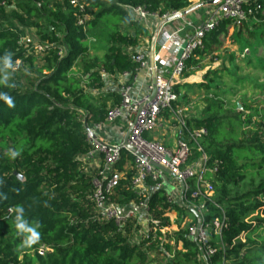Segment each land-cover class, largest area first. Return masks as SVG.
Segmentation results:
<instances>
[{
	"label": "trees",
	"instance_id": "obj_1",
	"mask_svg": "<svg viewBox=\"0 0 264 264\" xmlns=\"http://www.w3.org/2000/svg\"><path fill=\"white\" fill-rule=\"evenodd\" d=\"M82 1L87 4V20L78 25V14L68 0H0V264H264V235L259 232L264 230V111L244 100L234 103L217 97L202 118H186L190 130H207L201 146L210 170L205 177L215 196L205 203L202 219L210 234L207 246L215 251L212 256L204 258L189 237L197 223L193 213L187 206L165 204L163 191L149 199L154 222L146 237L135 219L117 226L98 216L90 200L96 169L85 170L84 158L93 150L85 126L104 123L107 112L121 101L118 93L103 92L102 73L129 72L131 83L137 72L134 50L143 38L151 37L126 8L140 7L161 18L188 9L191 2ZM246 9L252 12L242 24L219 20L205 35L202 48L185 63L186 77L222 48L231 27L236 39L247 45L256 36L258 45L264 42V34L245 28L249 20L255 27L256 21L257 27L264 26V0ZM99 26L110 30L108 46L103 58H93L87 30ZM25 30H34L40 42L51 46L42 59L19 45ZM16 60L25 74L13 73ZM258 61L264 63L262 58ZM222 69L235 82H244L237 72ZM256 69L264 74V67ZM219 72L215 70V76ZM214 83L210 79L206 87ZM254 85L263 87L257 80ZM174 92L179 95V85ZM160 116L169 119L171 114L164 110ZM144 138L150 140L149 134ZM191 150L187 165L200 155L194 146ZM133 162L134 157L121 150L115 169L126 174L110 195L117 205L140 200L130 186ZM14 172L23 180L18 181ZM186 185V204L193 206L195 180ZM9 209L12 213L5 218ZM172 210L189 221L177 232L161 234L162 228L170 227L163 215ZM215 221L221 223L218 232ZM41 245L49 249L43 256L37 253Z\"/></svg>",
	"mask_w": 264,
	"mask_h": 264
},
{
	"label": "built area",
	"instance_id": "obj_2",
	"mask_svg": "<svg viewBox=\"0 0 264 264\" xmlns=\"http://www.w3.org/2000/svg\"><path fill=\"white\" fill-rule=\"evenodd\" d=\"M254 1L220 0L215 5L216 18L208 20L201 27L193 30L188 42L181 49L171 72L166 76L156 73L154 80L156 96L153 100L149 101V96H145L141 100L134 99L131 96L132 88L129 84L131 74L124 72L120 75V104L107 112L104 123L87 127L88 130H86L87 138L92 143L93 150L86 155L84 160H92L95 155H99L101 158L96 165V177L92 178L93 190L90 198L100 218L112 221L117 226H121L127 220L135 219L141 225V235L146 237L149 224L154 222L148 210V202L151 196L156 192L163 191L165 204L183 207L186 204L185 193L188 190L186 182L189 179H194L195 190L192 192L191 198L196 202L189 207L199 214L200 220H197L196 225L190 228L189 237L198 243L204 258H209L214 254V249L207 246V238H205L207 226H203L202 219L205 203L212 202L210 196L214 193L212 182L205 177L210 170L207 165V157L200 144V141L207 136V130L205 128L190 130L187 127L186 109L178 104V95L174 92V86L184 73L186 61L192 57L195 50L202 48L205 35L216 28L218 21L230 20L236 25L242 24L252 12L251 9H246V7ZM68 3L78 14V25H82L87 20V4L82 0H68ZM126 10L132 19L140 24L149 18L163 20L177 13L159 18L140 7H128ZM19 45L30 48L35 54H44L51 47L45 42L32 44L29 39H26L25 45L23 37ZM249 53V50L245 48L239 56L245 58ZM62 54L63 49L61 48L59 55ZM132 61L137 64V71L149 68L148 57L144 52L134 53ZM20 66L21 61L16 60L13 71H17ZM164 110L169 111L171 119L175 123L176 144L173 150L165 148L154 140L144 138L145 134L150 135L160 127V114ZM118 120H122L127 130L130 131L128 137L130 150H126L134 157L133 166L130 168L133 170L130 186L133 193L140 198L136 203L123 206L110 200V195L113 194L117 183L126 174V172H118L115 169V165L120 160V152L123 149H120V144L110 145L97 139L93 140L91 137V134L95 135L103 124H112ZM193 146L200 155L197 160L187 165ZM135 153H139L144 159L136 157ZM152 163L157 164L162 169L155 168ZM215 170L216 168H213L211 171L214 172ZM170 212H174V210L166 212L163 217L168 218ZM11 213L12 210L9 209L5 218H8ZM169 228H162L160 230L161 234L169 232ZM220 228L221 223L215 221L214 231L218 232ZM48 251L49 249L43 245L37 249V253L41 256Z\"/></svg>",
	"mask_w": 264,
	"mask_h": 264
},
{
	"label": "rangeland",
	"instance_id": "obj_3",
	"mask_svg": "<svg viewBox=\"0 0 264 264\" xmlns=\"http://www.w3.org/2000/svg\"><path fill=\"white\" fill-rule=\"evenodd\" d=\"M188 1L191 2L190 7L193 6L192 4L194 1H198L197 4L202 3L200 0ZM253 23L254 21L249 20L245 25V28L256 32V34H264V26L257 27L260 25L259 21H256V27L252 25ZM109 33L110 30L105 26H99L98 28L90 31L87 30V42L89 47V55L91 57H96L95 54L97 50H106L108 46ZM256 37L255 42L250 41V44L247 45L243 39H236V36H234V29L231 27L228 30L227 36L223 39L222 48H220L219 51L207 56L205 60L200 63L199 68H197L195 71H192L187 77L184 75V73L182 74V76L178 79L179 81L184 78L191 82V84L184 85L178 83L180 87V93L178 95L179 105L186 109L185 115L187 118L190 116L194 118H202L207 107L215 103V98L219 97L222 99L225 98V96L234 103H238L240 100L253 103L257 105L259 109L264 111V78L262 77L264 74L260 75V71L256 69L264 67V63H260L258 61L259 58L264 59V42L261 45H258V38ZM23 38L25 45L26 39H29L32 44L40 42L38 37L35 35L34 30H25ZM23 46L24 45H22V47ZM245 48H250V53L245 58H241L239 55ZM26 50L35 54L30 48H26ZM39 56L41 57L38 60L42 59V55L40 54ZM230 59L233 60L230 61ZM223 66L225 68H229L230 72H237L238 77L244 78V82L238 83L231 79V77H228L227 72L222 69ZM215 70H220L218 76L216 75L218 79H216ZM26 71V69H20L18 71H14L13 73L22 75L25 74ZM207 73L208 75H206ZM252 78L253 81H251ZM210 79H213L216 83L213 85L210 84L211 87L207 88L206 82H208ZM256 80L257 84L263 86L262 89L255 87L254 82H256ZM161 127V136L163 140H166L168 137L173 138V129H175V123L173 119L171 124H163ZM203 142L204 139L200 141L201 145L204 146ZM160 144L167 148L163 143ZM90 161L91 160L85 162L89 163ZM91 162H93V164L90 166L91 169L89 171L95 167V161ZM213 196H215L214 193L210 196L211 200L213 199ZM192 201L194 202V200ZM184 206L189 207L188 204H185ZM168 218L170 221L169 232H177L180 228H184L185 224H187L189 221L188 218H183L181 220L175 210L174 212L169 213ZM259 232L264 235V230ZM205 235V238L209 240L210 234L208 228L205 229Z\"/></svg>",
	"mask_w": 264,
	"mask_h": 264
},
{
	"label": "crops",
	"instance_id": "obj_4",
	"mask_svg": "<svg viewBox=\"0 0 264 264\" xmlns=\"http://www.w3.org/2000/svg\"><path fill=\"white\" fill-rule=\"evenodd\" d=\"M198 2V1H197ZM196 1L193 2V6L197 4ZM215 5L214 6H204L200 7L183 17L173 20L165 24L161 31L159 32L156 44H155V70L157 74L168 75L173 69L175 62L177 61L181 49L188 42L194 29L201 27L205 22L210 19L216 18L215 15ZM161 20L157 18H149L147 21L141 23L144 28L148 31L152 37L153 32L155 31L158 23ZM134 33H132L133 35ZM134 36V35H133ZM150 39L143 38L140 42V45L134 50V53L144 52L147 57H149V48H150ZM105 49L97 50L96 57L103 58L105 54ZM131 52V50H130ZM149 61V60H148ZM204 61V60H203ZM202 61V62H203ZM200 66V65H199ZM199 68V67H198ZM121 74H105L102 73V79L104 83L103 92H112L119 94V85L121 83ZM176 81V84H191L188 79L182 78L179 82ZM151 73L150 69L138 70L134 76V80L129 83L131 85V96L134 99L141 100L145 96L151 94ZM96 94V93H95ZM120 95V94H119ZM179 102V98H178ZM183 108V106H182ZM194 118V117H189ZM171 117L169 119L160 116V127L149 135L150 140H154L158 143H163L168 149L173 150L176 144V130L173 129V138H166L163 140L161 136V129L163 124H171ZM127 127L122 120H118L112 124H103L102 127L96 132V139L102 143H107L110 145L121 144L123 138L127 132ZM159 134V135H158ZM99 135V136H98ZM100 139V140H99ZM166 141V142H165ZM100 156L95 155L91 161H95L96 168L97 162L100 161ZM84 161V160H83ZM89 162L85 166V170L89 171L90 166L93 162Z\"/></svg>",
	"mask_w": 264,
	"mask_h": 264
},
{
	"label": "water",
	"instance_id": "obj_5",
	"mask_svg": "<svg viewBox=\"0 0 264 264\" xmlns=\"http://www.w3.org/2000/svg\"><path fill=\"white\" fill-rule=\"evenodd\" d=\"M220 0H209V1H206V2H202L200 4H197L195 6H192L184 11H181V12H177L173 15H171L170 17L166 18V19H163L161 20L155 31L153 32L152 34V37H151V41H150V48H149V57H148V60H149V69H150V73H151V78H152V88H151V94L149 95V98L148 100L151 101L155 98L156 96V89L154 87V80H155V76H156V70H155V44H156V39H157V36L159 34V32L161 31L162 27L173 21V20H176V19H179L181 17H183L184 15L200 8V7H204V6H214L216 5ZM134 35V34H133ZM240 109V107H239ZM85 129L88 130V128L85 126ZM129 133L130 131L128 130L123 138V141L122 143L120 144V149H124V150H130V145L128 144V137H129ZM91 137L93 140H96V136L91 134ZM135 156L140 158V159H144L143 156H141L139 153H135ZM152 165L155 167V168H158V169H162L160 168L157 164L155 163H152ZM168 173V172H167ZM13 175L16 177V179L18 181H22L23 178L21 175H19L18 173L14 172ZM188 209L190 210L191 213H193V215L196 217L197 220H200V216L199 214L191 207H188Z\"/></svg>",
	"mask_w": 264,
	"mask_h": 264
}]
</instances>
